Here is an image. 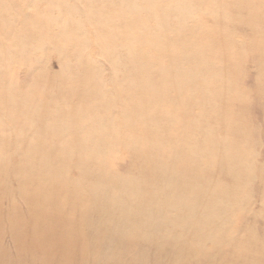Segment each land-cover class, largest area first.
Listing matches in <instances>:
<instances>
[{
  "label": "rangeland",
  "instance_id": "obj_1",
  "mask_svg": "<svg viewBox=\"0 0 264 264\" xmlns=\"http://www.w3.org/2000/svg\"><path fill=\"white\" fill-rule=\"evenodd\" d=\"M0 186V264H264V0H0Z\"/></svg>",
  "mask_w": 264,
  "mask_h": 264
},
{
  "label": "bare ground",
  "instance_id": "obj_2",
  "mask_svg": "<svg viewBox=\"0 0 264 264\" xmlns=\"http://www.w3.org/2000/svg\"><path fill=\"white\" fill-rule=\"evenodd\" d=\"M191 5H192V3H190L189 1H186L185 2V9L187 10V11H189L190 9H191ZM256 38V37H255ZM254 38V39H255ZM148 93H149V96L150 97H154V96H157L156 94H157V91H155L153 88H149L148 89ZM159 95V94H158ZM32 101V99L30 98V100H29V102H31ZM31 105V104H30ZM23 109L24 110H26V108H25V106L23 107ZM143 112L142 111H140V114H142ZM27 113L26 112H23V114H22V116L21 117H23L24 116V120H23V122H25L28 118H29V116H27L26 115ZM29 114V113H28ZM129 120L126 118V122H128ZM129 123H130V121H129ZM81 154H83V156H86V155H89L87 152H85V151H82L81 152ZM115 182H116V180L115 179H113V181H112V184L114 185L115 184ZM1 187V186H0ZM264 187V186H263ZM32 196L36 199V202L38 201V196L37 195H35V194H33L32 193ZM223 202V201H222ZM201 210V211H200ZM202 210H204V208L203 207H200L199 208V211H198V209H196L195 211H191V212H189L187 215H189L188 217H202V215H203V212H202ZM200 212V213H199ZM263 213H264V210H263ZM210 220H208L207 218L204 220V223H208ZM204 229H200V231H199V234L201 233V234H203L204 233ZM206 234V232L204 233V235ZM215 237V236H214ZM213 237V238H214Z\"/></svg>",
  "mask_w": 264,
  "mask_h": 264
}]
</instances>
